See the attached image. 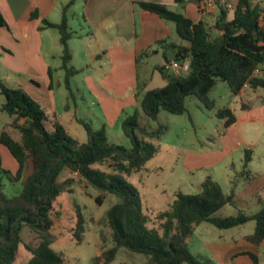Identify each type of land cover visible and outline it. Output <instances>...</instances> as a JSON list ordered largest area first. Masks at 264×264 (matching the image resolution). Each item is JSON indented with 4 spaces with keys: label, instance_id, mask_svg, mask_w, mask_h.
<instances>
[{
    "label": "trees",
    "instance_id": "trees-1",
    "mask_svg": "<svg viewBox=\"0 0 264 264\" xmlns=\"http://www.w3.org/2000/svg\"><path fill=\"white\" fill-rule=\"evenodd\" d=\"M76 1L71 0L63 8L60 24L44 21L45 27L60 33L62 69L66 73L65 86L70 98H73L71 79L79 73L70 66L69 49L73 33L68 12ZM175 1L181 5L188 2ZM137 4L144 11L173 23L177 36L187 42V45H177L168 40L157 41L153 48L142 52L137 63L157 55L162 48L172 53H164L167 64L172 60L187 62L190 70L176 75L166 66L155 67L168 82L165 87L137 94L139 107L122 122L131 149L111 143L105 127L96 129L91 122L81 119L78 121L86 131L87 141L79 142L55 118L50 119L46 109L24 89L12 88L0 80V96L5 98L1 109L12 118L11 123L0 131V144L10 151L19 165L18 171L12 174L3 168L0 155V172L12 181L23 180L21 193L14 197H8L0 184V264L15 262L25 230L30 235L29 242L24 245L31 254L26 264H67L64 255L51 247L57 239L54 233L56 221L61 220L55 203L63 193L72 192L75 182L74 177L59 182L66 170L72 175L78 174L87 187L100 193L96 198L98 205H103L108 195H115L119 200L105 217L112 232L113 246L102 247L96 264L103 261L112 264L121 249L145 255L147 264H212L195 256L189 245V238L202 224L230 230L255 222V231L246 236V240L256 246L264 243V203L258 212L249 213L240 208L235 196L227 195L212 177L202 183L198 195L177 193L172 206L154 218L144 213L138 191L127 180L133 173L146 170L149 161L160 154V146L147 139L160 138L166 132L164 126L154 132L143 130L139 123L140 111L154 121L158 120L162 110L177 116L185 115L188 113L187 99L196 97L206 109L216 110V117L224 121V127L228 129L237 118L229 107L217 109L216 102L210 97L217 81H224L233 95H239L246 86L264 90V78L255 76L256 70L264 65V27L261 25L264 7L255 5L253 0H239L230 20L227 6L218 2L220 12L211 28L206 22H195L164 4ZM5 26L7 22L0 12V29ZM249 108L247 104L242 105V110ZM250 162V152L246 151L241 174L248 182L255 178L249 171ZM95 165L108 166L114 174L94 168ZM228 205L237 208L238 213L216 217ZM90 221L78 210L75 228L71 230L78 244L84 241L86 225ZM101 237L106 242L103 233ZM250 256L258 262L254 255Z\"/></svg>",
    "mask_w": 264,
    "mask_h": 264
},
{
    "label": "crops",
    "instance_id": "crops-1",
    "mask_svg": "<svg viewBox=\"0 0 264 264\" xmlns=\"http://www.w3.org/2000/svg\"><path fill=\"white\" fill-rule=\"evenodd\" d=\"M70 1L0 0V12L7 22V26L0 29V63L12 76L13 83H8L7 80L3 79L0 80L5 81L12 88L24 89L46 109L50 119L55 118L67 128L63 117H61L62 115L58 112L56 94L58 91H62V88H65L66 103H64V110L70 112V101H73L74 120L78 124H80L79 119L87 121L79 117L76 91L72 86V81L78 75H82L84 86L96 101L101 118L99 114H95V116L101 121V126L106 128L111 141V132L115 129L116 124L120 122L122 128L124 119L132 115L138 108L137 94L165 87L168 82L155 69H153V74H159L162 79L159 83L161 84L160 87L150 89L148 84L139 85L137 82L139 80L137 59L142 52L153 48L157 41H170L176 32L175 26L170 22L144 11L137 3L164 4L174 12H176L174 8L179 7L181 4L176 3L175 0H77L68 12V23L73 33L69 41V49L72 55L70 66L79 71L71 79L73 98H70L69 91L65 86L66 73L62 69L63 47L60 42V33L57 29L44 26L45 20L53 24H60L63 19V8ZM222 1L226 3L225 5L229 10V19H233L239 0ZM253 3L264 7V0H253ZM183 6L186 10L184 16L195 22L204 21L210 27H214L220 12L218 6L210 12H203L199 5L193 2H187ZM33 14H37V17H33ZM137 15L139 16V23ZM261 25L264 27V16ZM214 33L216 34V31ZM82 48L83 52H81ZM165 52H168L169 55V51L160 48L159 53L155 55L164 58L161 66L167 65ZM89 61H93L94 66H99L96 71L92 69L93 74H90L87 65ZM79 62L82 63L83 68L76 67ZM99 69L101 72H99ZM262 69H264V65ZM250 90L254 93V99L250 97ZM239 96L242 98L240 106L242 113L239 116L235 115L237 118L236 123L227 129L228 135L224 141V145L227 146L226 154L220 156L219 153V158L213 164L232 154L235 148L242 147L248 150H256L254 155L258 165L255 171L250 168L249 163V171L255 178L248 182L242 176L245 162V160H242V170L236 175L238 178L236 188L232 187L230 192L223 191L227 195L233 194L240 206L247 205L250 208L256 206L261 209L264 203V94L259 93L258 90H254L250 86H246ZM245 96H248L249 99L244 100ZM2 97L0 96L1 112L5 102ZM94 104L93 102L92 105ZM243 104L249 105L250 108L242 110ZM232 111L235 114V111ZM5 126H0V131ZM234 129L238 133V141L233 145H227ZM249 133L250 136H247ZM111 143L114 142L111 141ZM261 145L263 146L262 149ZM0 155L2 164L3 158H7L11 166L9 170L16 173L19 165L10 151L2 144H0ZM253 160L254 158L251 159V162ZM196 163L191 160L187 162L186 167L188 170H194L209 165ZM229 166L231 170H234L233 163H229ZM234 229L221 230L229 232L216 236L221 240L220 243L209 241L206 244V249L210 253V262L212 264H264V243L260 246L253 245L246 240V236L254 232L237 236L238 234L231 232ZM228 235H231L230 239L225 238ZM250 254L254 255L258 262H255Z\"/></svg>",
    "mask_w": 264,
    "mask_h": 264
},
{
    "label": "rangeland",
    "instance_id": "rangeland-1",
    "mask_svg": "<svg viewBox=\"0 0 264 264\" xmlns=\"http://www.w3.org/2000/svg\"><path fill=\"white\" fill-rule=\"evenodd\" d=\"M187 5V4H186ZM180 5L174 8L176 13L186 15V10ZM137 21L139 16L137 15ZM211 23V22H210ZM175 26L173 23H171ZM212 28V27H211ZM172 43L179 45H187V42L180 39L176 32L170 40ZM95 50L94 48H92ZM83 48L81 52H83ZM169 55H172L170 52ZM87 62V60H86ZM164 62L162 56H153L151 58L142 59L139 64V85L148 84L149 88L160 87L161 77L159 74H153V69L156 66H161ZM90 74L93 70H98L99 66H94L93 61L88 62ZM76 67L83 68L82 63L79 62ZM100 70V69H99ZM101 72V70L99 71ZM186 74V73H184ZM0 79L12 82V76L0 63ZM84 77L78 75L72 86L76 91L77 103L79 106V117L91 121L95 128L100 129L101 121L95 114L99 109L96 101L92 98L84 86ZM163 83V82H162ZM137 84V85H138ZM79 89V90H78ZM133 91L132 89H130ZM259 93L264 94V90L258 89ZM130 93V92H129ZM210 97L216 102L218 108L229 107L235 111V115L239 116L242 111L241 97L233 95L228 85L218 80L215 89L211 92ZM250 97L253 99L254 93L250 90ZM5 100L4 97H2ZM249 99L248 96L244 100ZM252 99V101H254ZM93 102L95 103L94 105ZM64 103H66V89L58 91L56 94V104L58 112L65 122L66 129L70 134L82 143L87 141V134L83 126L74 120V102L70 101L71 111L64 110ZM1 105V104H0ZM188 113L177 116L162 110L157 121L148 118L142 111L139 113L140 127L148 132L157 131L160 126L166 127V132L160 138L147 139L155 145L160 146V154L149 161L145 171L133 173L127 177L138 191L145 214L154 218L157 213L169 209L176 200V194L181 192L186 195H198L201 193V185L208 178L212 177L225 192H230V189L237 186V174L242 170L241 162L245 160L246 151L250 152L251 159L250 168L255 171L258 162L256 161V150L247 148H235L232 154L218 163L213 162L226 154L227 146L224 145L225 138L228 135L227 129L224 127V122L216 117V110H208L196 97H189L186 101ZM1 107V106H0ZM139 107V106H138ZM132 113V112H131ZM12 118L0 111V126L3 127ZM50 126V125H49ZM229 129V128H228ZM246 136V135H245ZM250 136V133L247 134ZM111 141L117 145L124 146L131 149L132 145L129 139L124 135L120 122L116 124L115 129L111 132ZM238 141V133L234 129L227 145H233ZM262 149V145L260 146ZM207 156V157H205ZM12 158V157H11ZM12 160H14L12 158ZM195 161L196 164H209L198 169L188 170L187 162ZM217 161V160H216ZM215 161V162H216ZM234 164V170L229 167ZM10 161L3 158V168L10 169ZM94 168L100 169L106 173L114 174L108 166L95 165ZM12 174L13 170H9ZM74 177L75 182L71 188V193H64L55 203L56 210L60 212L61 220L56 221L54 233L57 237L52 249L57 253L64 255L67 264H96L97 259L102 253V247L111 248L113 246L111 229L105 222L106 213L108 210L118 203V198L115 195H108L104 200L103 205H98L96 198L100 193L92 187H87L86 183L79 177V175L72 174L70 171H65L61 175L59 182L64 183L68 178ZM0 184L3 186V191L8 197H14L21 193L23 189V180L15 182L8 178L7 175L0 172ZM69 186L66 187V189ZM249 213H255L260 210L258 207L250 208L247 205L239 206ZM78 210L84 215L85 220H92L86 225V232L84 241L78 244L73 237L71 230L75 228L77 221ZM238 213L237 208L227 206L216 214V217L235 216ZM100 222V223H99ZM151 225V223H150ZM256 223L249 222L242 227L232 230L234 234L243 235L254 232ZM229 231H221L210 224H202L189 238V245L192 253L195 256H200L204 260L210 261L209 250L206 249V244L209 241H216L220 243L221 240L216 236L218 234H225ZM101 233L105 236V241L101 237ZM30 233L25 230L22 234L23 243L19 245L17 258L13 264H26L31 258V254L26 250L25 245L29 242ZM231 235L225 238L230 239ZM101 250V251H100ZM148 258L145 255L132 253L126 249L119 250L116 260L112 264H147Z\"/></svg>",
    "mask_w": 264,
    "mask_h": 264
},
{
    "label": "built area",
    "instance_id": "built-area-1",
    "mask_svg": "<svg viewBox=\"0 0 264 264\" xmlns=\"http://www.w3.org/2000/svg\"><path fill=\"white\" fill-rule=\"evenodd\" d=\"M187 1L197 3L203 12L212 11L217 6L218 2L224 5L226 4L222 0H219V1L217 0H187ZM166 68L170 73L176 74V75L188 73L190 70L189 64L187 62L180 63L174 60H172L169 64H167ZM255 76L264 78V69L258 68L255 72ZM101 264H106V263L103 261Z\"/></svg>",
    "mask_w": 264,
    "mask_h": 264
}]
</instances>
